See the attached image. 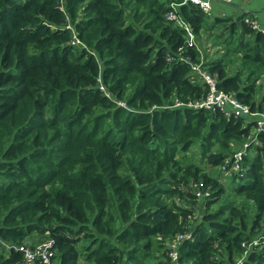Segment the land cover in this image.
<instances>
[{"label":"trees","instance_id":"trees-1","mask_svg":"<svg viewBox=\"0 0 264 264\" xmlns=\"http://www.w3.org/2000/svg\"><path fill=\"white\" fill-rule=\"evenodd\" d=\"M183 3L0 0V264L35 235L55 239L53 264H171L168 242L190 231L181 262L231 264L264 237V133L227 176L235 202L212 211L254 122L173 107L208 95L192 80L203 58L220 90L264 112V35ZM204 32L220 57L203 55ZM246 264H264V239Z\"/></svg>","mask_w":264,"mask_h":264},{"label":"built area","instance_id":"built-area-1","mask_svg":"<svg viewBox=\"0 0 264 264\" xmlns=\"http://www.w3.org/2000/svg\"><path fill=\"white\" fill-rule=\"evenodd\" d=\"M235 0H184V3L190 2L192 4L198 5L202 11L208 15H213L214 3L222 4H233ZM264 1V0H263ZM175 7V6H173ZM170 19H176L173 14H170ZM252 28L257 32L264 35V27H262L257 22H251L247 20ZM177 24L183 26L188 32L190 39L188 43L190 45H196L195 37L192 34L191 29L184 24V22L177 19ZM79 43V41H77ZM193 77L192 80L198 81L199 83L205 84L208 89V95L204 100L195 103H183L176 101L173 107H189L196 111L198 110H208V111H221L224 112L227 117H245L248 120L254 122L253 137L247 143H244L242 147L235 150L232 156L225 160V164L221 167L223 174L229 176L232 172H243L244 159L248 154V149L253 142H256L258 135L264 133V112L256 111L254 112L249 105L240 102L234 95L226 93L219 88L218 79L209 73L208 69L204 65V59L199 64H191ZM104 90V87H101ZM108 93V92H107ZM124 105V103H121ZM194 192L198 199H208L210 197V192L205 191L204 185L202 183L194 184ZM192 231L179 235V237L173 241L168 242L169 247V258L171 264H185L180 260V247L182 243L187 239H193ZM264 237L254 240L252 243H243L242 246L245 248L244 253L235 259L231 264H246L247 257L252 246H257ZM16 251L23 255V259L19 263L15 264H53L54 258L57 253L56 241L51 237H44L43 239H38L31 245L30 240L23 242L21 245L15 247Z\"/></svg>","mask_w":264,"mask_h":264},{"label":"crops","instance_id":"crops-1","mask_svg":"<svg viewBox=\"0 0 264 264\" xmlns=\"http://www.w3.org/2000/svg\"><path fill=\"white\" fill-rule=\"evenodd\" d=\"M213 7L214 11L212 17L237 19L244 16L246 21H254L264 27L263 0H235L233 4L214 3ZM220 50L221 48L218 47L217 51ZM214 57H216V55Z\"/></svg>","mask_w":264,"mask_h":264},{"label":"rangeland","instance_id":"rangeland-1","mask_svg":"<svg viewBox=\"0 0 264 264\" xmlns=\"http://www.w3.org/2000/svg\"><path fill=\"white\" fill-rule=\"evenodd\" d=\"M74 36H76L75 34H74ZM209 36H210V34L209 33H207V32H204L203 33V36H202V38L201 39H199V42L201 43V46H200V49L202 50V52H203V55H206V57L208 56L209 58H213L215 55H216V57H218L222 52H223V50H222V48L223 47H221V53L220 54H217V50H218V47H214V45H213V43L215 42V38H212V40L210 41V38H209ZM206 38V39H205ZM217 42H218V40H216ZM220 57V56H219ZM232 57V56H231ZM230 57V54L227 56V58H228V60H229V58H231ZM239 56H236V55H233V62H232V64L231 65H234V64H236L237 65V63L239 62ZM261 83V81L260 82H258V84H260ZM197 148V147H196ZM195 149V148H194ZM198 150V149H197ZM196 150V151H197ZM191 154V153H190ZM196 160H195V163H198L199 164V154H198V152H196ZM218 180H220V182H221V184L226 188V191H227V193H226V195H223L222 197H221V199L223 200V201H221V202H219V203H216L214 206H212V208H211V210L212 211H216L217 209H218V207H219V205H221L224 201H226L227 199L226 198H230L229 200H227V202H230V203H233V202H235V199H236V197L235 196H232V194H231V192H230V181H229V178H227V176H225L224 174H221V176H219V178H218ZM242 202V200H236V202ZM201 221V215L200 214H196L193 218H192V223L193 224H197V223H199ZM42 237H45V236H40V235H35L34 236V238H30V243H31V245H33V242L35 241V240H38V239H41Z\"/></svg>","mask_w":264,"mask_h":264}]
</instances>
